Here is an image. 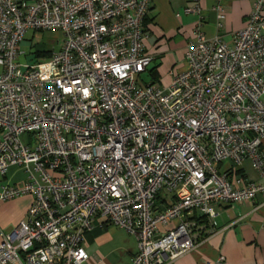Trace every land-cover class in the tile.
I'll use <instances>...</instances> for the list:
<instances>
[{"label": "built area", "instance_id": "obj_1", "mask_svg": "<svg viewBox=\"0 0 264 264\" xmlns=\"http://www.w3.org/2000/svg\"><path fill=\"white\" fill-rule=\"evenodd\" d=\"M151 1L0 0V175L26 177L0 203L32 197L1 233L0 264H84L97 219L136 238L127 264H176L204 239L196 230L212 234L218 205L264 193L243 174L248 163L264 179V0L232 46L205 37L193 0L185 69L167 86L142 77ZM46 30L62 33L59 50L23 69L26 33Z\"/></svg>", "mask_w": 264, "mask_h": 264}, {"label": "crops", "instance_id": "obj_2", "mask_svg": "<svg viewBox=\"0 0 264 264\" xmlns=\"http://www.w3.org/2000/svg\"><path fill=\"white\" fill-rule=\"evenodd\" d=\"M255 1L199 0L203 14L200 31L206 38L219 35L223 42L232 46L234 35L245 26ZM194 5L193 0L151 1L144 20L145 52L154 57L150 69L157 74L156 85L167 86L171 74L185 69V47L193 38L198 22V16L187 13L186 9ZM218 5L224 10L222 20L217 19L215 7ZM261 148L264 154V140ZM236 174L231 172L228 178L232 180ZM243 174L246 181H264L248 163L244 165ZM25 182L23 171L10 167L5 176L0 175V190L5 185L22 187ZM31 203L30 195L0 203V242L2 232L25 219ZM215 210L216 227L211 230L212 234L196 230L198 235L204 233V239L176 264H207L219 256L228 264H264V193L257 194L251 202L220 204ZM84 247L88 254L84 264H127L138 251L133 235L101 219H97L94 228L85 234Z\"/></svg>", "mask_w": 264, "mask_h": 264}, {"label": "rangeland", "instance_id": "obj_3", "mask_svg": "<svg viewBox=\"0 0 264 264\" xmlns=\"http://www.w3.org/2000/svg\"><path fill=\"white\" fill-rule=\"evenodd\" d=\"M62 40V33L57 30L28 31L19 46L20 51L26 54L25 60H22V62H26L23 69L29 66L47 67L50 63L51 53L59 50ZM142 77L146 83H150L151 78L148 73H143Z\"/></svg>", "mask_w": 264, "mask_h": 264}, {"label": "trees", "instance_id": "obj_4", "mask_svg": "<svg viewBox=\"0 0 264 264\" xmlns=\"http://www.w3.org/2000/svg\"><path fill=\"white\" fill-rule=\"evenodd\" d=\"M148 74H149V76H150V78H151V81H150V83L151 84H154V82L156 81V79H157V74H156V72L154 71V69H149L148 70ZM238 173H240V172H237V174ZM157 204H160V206L163 204V202H160V201H157ZM204 233H200L199 234V238H204L205 236L203 235ZM207 235V234H206Z\"/></svg>", "mask_w": 264, "mask_h": 264}]
</instances>
